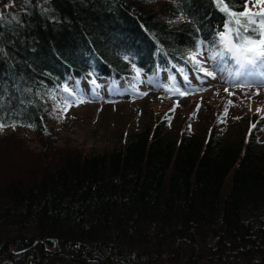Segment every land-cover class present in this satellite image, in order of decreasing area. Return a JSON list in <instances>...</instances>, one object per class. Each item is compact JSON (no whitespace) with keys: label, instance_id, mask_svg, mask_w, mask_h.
I'll return each instance as SVG.
<instances>
[{"label":"trees","instance_id":"16d2710c","mask_svg":"<svg viewBox=\"0 0 264 264\" xmlns=\"http://www.w3.org/2000/svg\"><path fill=\"white\" fill-rule=\"evenodd\" d=\"M0 16V117L39 137L70 79L177 72L227 19L215 0H17ZM262 122L244 139L161 120L84 154L45 142L46 161L0 182V264H264Z\"/></svg>","mask_w":264,"mask_h":264},{"label":"rangeland","instance_id":"374dc122","mask_svg":"<svg viewBox=\"0 0 264 264\" xmlns=\"http://www.w3.org/2000/svg\"><path fill=\"white\" fill-rule=\"evenodd\" d=\"M16 2H0V14ZM201 51L203 55L199 59L204 61L203 66L213 70L215 63L207 60L209 52L203 48ZM226 66L229 64L223 68ZM189 67L184 68L190 77L188 85L177 83L179 73L169 70H159L153 76L140 74L131 89L123 81L101 79L96 81L99 86L96 87L85 80L70 79L65 85L78 91L85 102L69 107L66 112L54 111L57 104L63 107V99L67 96L61 89L56 90L47 134L39 137L21 127L0 131V182L7 175L14 178L25 175L21 173L19 163L26 155H34L27 157L28 165L33 168L46 161L47 157L41 158L45 142L59 150H76L84 154L108 150L126 132L141 131L147 124L161 120H166L168 129L178 132L195 133L215 127L224 137L242 135L244 139L249 134L246 130L249 131L252 125L259 121L264 125V83L261 79L249 78L257 82L246 86L242 82L245 78L237 77L236 73L233 77L230 75L233 66L230 74L217 70L214 78L201 74L193 77L186 70ZM234 68L238 70L237 66ZM177 89L186 94L178 95ZM259 138L260 144L264 145V129ZM15 143L19 145L14 146Z\"/></svg>","mask_w":264,"mask_h":264},{"label":"snow or ice","instance_id":"6c2138e0","mask_svg":"<svg viewBox=\"0 0 264 264\" xmlns=\"http://www.w3.org/2000/svg\"><path fill=\"white\" fill-rule=\"evenodd\" d=\"M27 3L28 0H25V4ZM215 3L227 17L222 30L216 31L210 45L205 44L203 41H197L196 48L188 53V61L196 72L213 78L217 70H229L226 67L222 68V66L234 62L238 68L236 76L245 78L242 82L246 86L256 83L255 79L249 78L257 75L261 76L260 82L264 83V0H245V7L241 12L230 9L225 0H215ZM250 8L259 10L251 11ZM0 19H3V17L0 16ZM202 48L209 52L207 60L215 63L213 70L206 69L203 66L204 61L199 59L203 55ZM256 69L262 71L257 73ZM133 71L136 72V78H138L139 70L133 67ZM180 71H183V69H180ZM91 84L99 87L94 80L91 81ZM61 91L67 93V96L63 99V107L57 104L54 111L66 112L69 107L85 102L83 96L75 89H69L65 85L61 88ZM225 91L227 92L228 89H225ZM177 94L183 96L186 93L177 89ZM28 126L31 127L32 125ZM6 127L14 129L17 124L15 122L7 124L0 117V131ZM252 127L255 128L256 125H252Z\"/></svg>","mask_w":264,"mask_h":264}]
</instances>
